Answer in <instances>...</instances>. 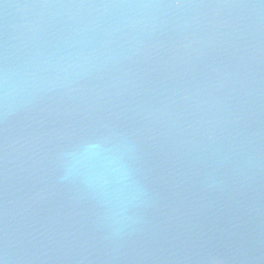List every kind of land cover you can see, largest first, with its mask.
Listing matches in <instances>:
<instances>
[{"label": "water", "instance_id": "1", "mask_svg": "<svg viewBox=\"0 0 264 264\" xmlns=\"http://www.w3.org/2000/svg\"><path fill=\"white\" fill-rule=\"evenodd\" d=\"M95 141L119 223L62 179ZM0 258L264 264V3L0 0Z\"/></svg>", "mask_w": 264, "mask_h": 264}, {"label": "clouds", "instance_id": "2", "mask_svg": "<svg viewBox=\"0 0 264 264\" xmlns=\"http://www.w3.org/2000/svg\"><path fill=\"white\" fill-rule=\"evenodd\" d=\"M66 159V172L62 179L81 173L86 183L98 189L107 202L113 204L114 209H119L113 213L114 222L119 223L122 201L117 194L107 191L112 182L120 183L128 179L118 152L105 147L103 141H95L67 153Z\"/></svg>", "mask_w": 264, "mask_h": 264}, {"label": "snow or ice", "instance_id": "3", "mask_svg": "<svg viewBox=\"0 0 264 264\" xmlns=\"http://www.w3.org/2000/svg\"><path fill=\"white\" fill-rule=\"evenodd\" d=\"M261 3H264V0H261ZM0 264H5V262L2 258H0Z\"/></svg>", "mask_w": 264, "mask_h": 264}]
</instances>
